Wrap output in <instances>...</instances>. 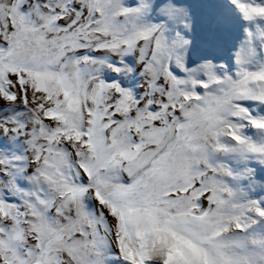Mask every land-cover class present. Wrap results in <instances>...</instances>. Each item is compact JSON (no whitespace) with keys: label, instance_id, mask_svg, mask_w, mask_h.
Wrapping results in <instances>:
<instances>
[{"label":"snow or ice","instance_id":"1","mask_svg":"<svg viewBox=\"0 0 264 264\" xmlns=\"http://www.w3.org/2000/svg\"><path fill=\"white\" fill-rule=\"evenodd\" d=\"M0 264H264V0H0Z\"/></svg>","mask_w":264,"mask_h":264}]
</instances>
